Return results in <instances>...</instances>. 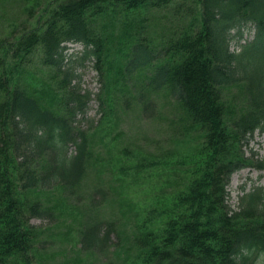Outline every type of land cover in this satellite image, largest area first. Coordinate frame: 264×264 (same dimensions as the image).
<instances>
[{"label": "trees", "instance_id": "1", "mask_svg": "<svg viewBox=\"0 0 264 264\" xmlns=\"http://www.w3.org/2000/svg\"><path fill=\"white\" fill-rule=\"evenodd\" d=\"M11 4L30 24L0 40V264L264 262V187L236 209L227 191L234 173L264 171L246 150L264 133V0H0ZM68 43L82 52L66 56ZM89 62L101 116L83 128L92 95L76 69ZM115 89L145 117L168 108L166 141L184 151L148 162L111 145Z\"/></svg>", "mask_w": 264, "mask_h": 264}, {"label": "rangeland", "instance_id": "2", "mask_svg": "<svg viewBox=\"0 0 264 264\" xmlns=\"http://www.w3.org/2000/svg\"><path fill=\"white\" fill-rule=\"evenodd\" d=\"M29 24L30 19L28 21L27 13L23 10L21 4H11L5 8L0 7V40H11V34L17 35L23 28H29ZM251 29L253 30V28ZM247 30L248 29H246L245 39L243 41L238 44L235 43V41L230 43V51H239L240 46H242L243 43L245 44V42L250 41L253 38V34L250 33V31L247 32ZM67 47L68 48L65 51L66 56H69L70 54H77L82 49L78 44H70L67 45ZM93 63L94 62H89L85 65L86 67L76 69V73L79 72L81 74L80 88L82 92L88 91L92 95V100L88 104L87 113L85 115L86 120L81 123L83 128L89 126L91 122L95 125L101 116L98 101L94 98V96L99 93L104 80L100 77L99 72L93 68ZM113 98L115 99V102L113 101V114L110 118L102 121L103 124L101 125V131L105 133L108 129L109 139L114 133L115 126H117V129L115 130L117 134L118 131H122V137L120 140L114 141L111 144H117V150L120 151V149L129 148L130 151H138L142 158H151L148 162L153 161L154 155L159 156L161 153L166 152L171 148H174L171 151L172 155H176L177 153L184 151V149L180 145L176 144L175 141H173V144L166 141V138L171 135L169 120L172 118V114L168 108H159V111L155 109L152 116L148 118L139 114L138 108L137 110H134V100L128 94L124 95L119 91V89H115ZM157 106L160 107V104L158 103ZM154 112L157 114L154 115ZM112 129L113 131H111ZM136 147H138L139 150H136ZM250 149L257 154V157L264 156V133L260 134L256 132L254 134L249 141L248 148L246 149L248 154ZM69 153H71L70 150ZM113 154L116 158V160L113 161V172L117 173L118 168L115 166L118 165L117 156L120 154H116L115 151H113ZM138 156L139 155H135L133 160L135 161ZM262 172L264 171L246 168L232 175L227 188L229 194L228 204L231 208H236L238 196L241 194L242 190L248 192L258 185L264 186V174ZM109 176L112 178V182L116 178L115 174H112L111 172H109ZM114 184L117 183L114 182ZM143 195L144 193L140 196L144 197ZM137 210L141 213L144 211V208H138ZM133 216L136 215L133 214ZM30 223L34 226H43L46 222L40 219H32ZM69 257H71V255H69ZM108 258L110 261L114 262V257L108 256ZM97 262L103 263L105 260L98 259ZM258 264H264V262H260Z\"/></svg>", "mask_w": 264, "mask_h": 264}]
</instances>
